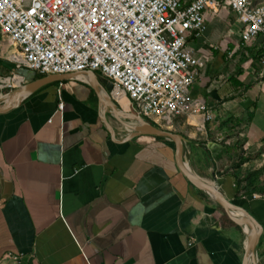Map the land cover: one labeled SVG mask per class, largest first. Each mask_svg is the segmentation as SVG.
<instances>
[{
	"label": "crops",
	"instance_id": "0c3cea01",
	"mask_svg": "<svg viewBox=\"0 0 264 264\" xmlns=\"http://www.w3.org/2000/svg\"><path fill=\"white\" fill-rule=\"evenodd\" d=\"M205 24L189 39L203 62L191 95L210 118L197 130L202 115L189 110L174 132L190 142L191 171L245 203L264 228V197L237 198L230 175L240 153L243 174L264 168V34L242 41L238 14L223 4L205 12ZM6 39L4 77L15 68ZM17 72L24 83L38 79ZM100 99L86 74H58L0 113V264H241L242 229L218 224L216 203L178 170L171 141L129 139Z\"/></svg>",
	"mask_w": 264,
	"mask_h": 264
},
{
	"label": "built area",
	"instance_id": "2783aa9c",
	"mask_svg": "<svg viewBox=\"0 0 264 264\" xmlns=\"http://www.w3.org/2000/svg\"><path fill=\"white\" fill-rule=\"evenodd\" d=\"M223 4L238 14L240 38L264 34V2L253 0H0V35L15 65L0 95L42 74L92 70L112 85L113 101L170 129L189 110L209 120L191 89L203 66L189 39L206 30L205 12ZM64 107V104H61Z\"/></svg>",
	"mask_w": 264,
	"mask_h": 264
},
{
	"label": "water",
	"instance_id": "95a60500",
	"mask_svg": "<svg viewBox=\"0 0 264 264\" xmlns=\"http://www.w3.org/2000/svg\"><path fill=\"white\" fill-rule=\"evenodd\" d=\"M82 74H86L90 84L99 93L103 106L112 109L110 114H113L115 119L130 130L131 134L129 135V139H134L140 136H151L155 138H163L174 143L175 163L178 170L184 175V177L187 178L194 187L206 193L216 204L223 208L228 217L236 223L242 231L243 228L248 229V233L246 235L244 234L246 242L241 264H259L258 250L260 238L264 233L263 226L253 215L246 211L245 208L229 200L218 185L210 184L191 171L188 161L185 160L186 148L190 142L181 134L175 133L169 129H163L155 126L148 120L134 113H126L122 111L113 101L109 94L110 92L103 85L96 72L92 70H85L59 75L70 77ZM56 75L50 74L30 82L23 83L18 88L10 91V93L0 95V113H4L12 109V107L19 104L23 98L47 83L50 78ZM127 121L133 122L134 125H131V123L129 124ZM106 125L109 131L113 134L114 132L107 122Z\"/></svg>",
	"mask_w": 264,
	"mask_h": 264
},
{
	"label": "trees",
	"instance_id": "16d2710c",
	"mask_svg": "<svg viewBox=\"0 0 264 264\" xmlns=\"http://www.w3.org/2000/svg\"><path fill=\"white\" fill-rule=\"evenodd\" d=\"M253 1L258 2L257 0H253ZM259 3H261V2H259ZM20 73H23V72H21V70H20ZM33 73H34L33 78H39V77L44 75L42 73L35 72V71H33ZM148 121L150 123L154 124L155 126H158L155 122H153L149 119H148ZM159 139H162V138H159ZM171 143L174 145L173 142H171ZM237 145H239V144H237ZM225 147L227 149L230 148V146H225ZM247 159L248 158L243 157V153H240V156L237 158L236 161H234V163H233L234 169L230 173V175L233 176L235 183H236V192L238 194H240V196L237 198L245 197L247 199V197H251V199H253L257 196L258 197H261V196L264 197V186L259 185L260 176L262 175L264 168L260 169V170L248 171V173L243 174L241 171V166ZM234 203L239 205V206H242L243 208H245L246 211H248V209L246 208V204L243 202H240L239 199H235ZM215 207H216V213L214 215V219L218 222V224L220 226L235 227V229H237L241 232V229L237 226L236 223H234L228 217V215L226 214V211L223 208H221L218 204H215ZM260 241H259V243H260Z\"/></svg>",
	"mask_w": 264,
	"mask_h": 264
},
{
	"label": "rangeland",
	"instance_id": "374dc122",
	"mask_svg": "<svg viewBox=\"0 0 264 264\" xmlns=\"http://www.w3.org/2000/svg\"><path fill=\"white\" fill-rule=\"evenodd\" d=\"M258 2H262V1H264V0H257ZM104 80V82H105V86L107 87V89H111L112 90V85H111V83L109 82V81H107V80H105V79H103ZM111 87V88H110ZM178 118L179 117H176L174 120H173V123H172V125H171V127H170V129L169 130H171V131H174V127L176 126V124L178 123ZM164 129V128H163Z\"/></svg>",
	"mask_w": 264,
	"mask_h": 264
},
{
	"label": "bare ground",
	"instance_id": "6f19581e",
	"mask_svg": "<svg viewBox=\"0 0 264 264\" xmlns=\"http://www.w3.org/2000/svg\"><path fill=\"white\" fill-rule=\"evenodd\" d=\"M212 183V182H211ZM243 233L246 235L248 233V229L247 228H243ZM246 242V241H245Z\"/></svg>",
	"mask_w": 264,
	"mask_h": 264
}]
</instances>
